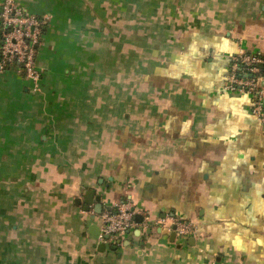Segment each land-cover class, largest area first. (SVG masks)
<instances>
[{
    "label": "crops",
    "instance_id": "crops-1",
    "mask_svg": "<svg viewBox=\"0 0 264 264\" xmlns=\"http://www.w3.org/2000/svg\"><path fill=\"white\" fill-rule=\"evenodd\" d=\"M14 1L48 20L37 89L0 70V264H264V120L223 88L264 0Z\"/></svg>",
    "mask_w": 264,
    "mask_h": 264
},
{
    "label": "built area",
    "instance_id": "built-area-1",
    "mask_svg": "<svg viewBox=\"0 0 264 264\" xmlns=\"http://www.w3.org/2000/svg\"><path fill=\"white\" fill-rule=\"evenodd\" d=\"M47 20V17L40 18L25 13L14 0H4L0 8V70L20 74L36 89L42 75L37 65V57ZM223 88L227 92L250 95L252 114L263 121L264 54H252L239 47ZM137 216L143 217V213L130 201L113 205L99 216V237L116 241L122 235L143 225V219L141 222L135 220ZM168 219L177 235L187 236L193 233V227L189 223L172 217Z\"/></svg>",
    "mask_w": 264,
    "mask_h": 264
},
{
    "label": "trees",
    "instance_id": "trees-1",
    "mask_svg": "<svg viewBox=\"0 0 264 264\" xmlns=\"http://www.w3.org/2000/svg\"><path fill=\"white\" fill-rule=\"evenodd\" d=\"M44 34V33H43ZM43 34H42V36H43ZM132 50H135V49H132ZM120 51V46L119 45H116L115 46V49H114V51H113V53L115 54V55H121V52H119ZM119 53V54H118ZM117 57V56H116ZM116 57H115V59H116ZM121 61L122 60H118V61H116V63H115V72H117L119 69H121V67L122 66H124V65H122V63H121ZM37 65H38V60H37ZM127 65H129L130 67H131V71H132V74H134V73H138V68H139V65H138V62L137 63H135V62H133L132 60L130 61V62H127ZM109 69L110 70H113L111 67H109ZM138 75H136V77L131 81L132 82V85H139V83H140V81H139V79H138V77H137ZM41 77H42V75H41Z\"/></svg>",
    "mask_w": 264,
    "mask_h": 264
},
{
    "label": "water",
    "instance_id": "water-1",
    "mask_svg": "<svg viewBox=\"0 0 264 264\" xmlns=\"http://www.w3.org/2000/svg\"><path fill=\"white\" fill-rule=\"evenodd\" d=\"M88 194V193H87ZM140 222L142 221V219L141 220H139ZM173 230H174V227H173Z\"/></svg>",
    "mask_w": 264,
    "mask_h": 264
}]
</instances>
